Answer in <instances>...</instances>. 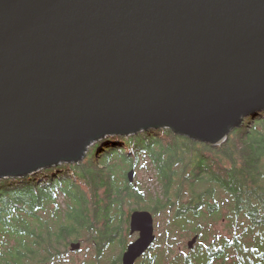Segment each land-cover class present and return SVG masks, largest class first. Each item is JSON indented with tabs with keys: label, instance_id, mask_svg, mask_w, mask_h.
I'll list each match as a JSON object with an SVG mask.
<instances>
[{
	"label": "water",
	"instance_id": "95a60500",
	"mask_svg": "<svg viewBox=\"0 0 264 264\" xmlns=\"http://www.w3.org/2000/svg\"><path fill=\"white\" fill-rule=\"evenodd\" d=\"M261 110L264 0H0V178L79 162L109 134L218 145ZM129 227L123 264L156 237L148 209Z\"/></svg>",
	"mask_w": 264,
	"mask_h": 264
},
{
	"label": "trees",
	"instance_id": "16d2710c",
	"mask_svg": "<svg viewBox=\"0 0 264 264\" xmlns=\"http://www.w3.org/2000/svg\"><path fill=\"white\" fill-rule=\"evenodd\" d=\"M131 168L145 180L129 181ZM134 209L166 214L169 245L197 235L186 264H264V110L218 145L168 127L109 134L79 162L0 178V264L60 257L81 237L111 240Z\"/></svg>",
	"mask_w": 264,
	"mask_h": 264
},
{
	"label": "flooded vegetation",
	"instance_id": "af4514ba",
	"mask_svg": "<svg viewBox=\"0 0 264 264\" xmlns=\"http://www.w3.org/2000/svg\"><path fill=\"white\" fill-rule=\"evenodd\" d=\"M154 217V216H153ZM130 219V217H129ZM124 230H119L115 235L114 238H112L111 240L105 239V240H86L89 244V248H87V255H86V259L84 258H80L82 259L80 261L76 260L75 262L73 261L71 264H123V257H124V253L128 248V244L130 242H132L133 240H135L138 235L139 232L138 231H130V227H129V221L127 224H125L123 226ZM122 228V229H123ZM133 233H136V236L134 239H129L127 238V235H132ZM154 233H155V224H154ZM156 237L154 239V241L139 255L135 258L133 264H186V255L185 253L187 252V250L182 249L176 252V254H172L171 253V248H163V249H156V244L155 241L157 239V234L155 233ZM198 239V238H197ZM73 242H79L80 246H81V242L80 240L77 241H69L68 242V248L70 250H76L79 248H75L72 249L71 248V243ZM116 244L114 246V244ZM195 245V242L189 246L187 243L188 248H193ZM111 249H116V251H114L112 254H109V250ZM177 253H182L179 256L177 255ZM66 258L65 255L63 254L60 257L57 258H52L50 260L47 261H40L37 260L34 264H54L56 262H58L59 260H62ZM176 258H180V261H176ZM26 264H33V263H26Z\"/></svg>",
	"mask_w": 264,
	"mask_h": 264
},
{
	"label": "rangeland",
	"instance_id": "374dc122",
	"mask_svg": "<svg viewBox=\"0 0 264 264\" xmlns=\"http://www.w3.org/2000/svg\"><path fill=\"white\" fill-rule=\"evenodd\" d=\"M145 175L147 176L148 172L145 171V170H140L138 173L134 174V177L137 176L138 180L141 179V181H144L145 177H146ZM154 224H155V233L157 234V239L155 241L156 249H159V248L163 249V248H165V246H166V248H169V249L172 247L170 255L176 254V252L179 251V250H182V249L187 250L188 249L187 243H188L189 240H191L192 235L191 236L190 235L180 236V234H178L179 237L177 239H174L171 245H169V243L171 241L165 242V238L163 236H164V233L166 232V214L164 212L159 214L158 218H154ZM123 226H122V228H123ZM122 228H121V230H124V228L123 229ZM213 228L217 229V230H220V231L221 230H223V231L225 230L224 225L222 223H220V222L215 223ZM135 236H136V233H133L132 235L128 234L127 238L134 239ZM77 240H80V242H81L80 248L76 249V250H70L68 248V246L64 247L63 251H64V255H65L66 258H64L62 260H59L58 262H56L54 264H71L73 261L75 262L76 260H79L80 258H84V259L87 258L86 255L88 253L87 248H89V244H88V242L86 240H88V239L85 238V237L84 238L81 237V238L74 239V240H71V241H77ZM197 242H198V239H196L195 244ZM116 244H114V246ZM114 251H116V249H111L108 252H109V254H112ZM81 260L82 259H80V261Z\"/></svg>",
	"mask_w": 264,
	"mask_h": 264
}]
</instances>
